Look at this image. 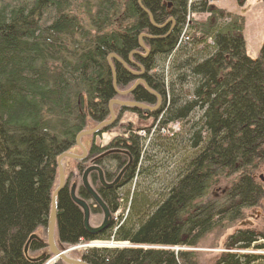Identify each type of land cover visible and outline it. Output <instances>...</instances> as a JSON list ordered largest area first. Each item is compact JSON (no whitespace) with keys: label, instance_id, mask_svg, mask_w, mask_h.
Instances as JSON below:
<instances>
[{"label":"trees","instance_id":"obj_1","mask_svg":"<svg viewBox=\"0 0 264 264\" xmlns=\"http://www.w3.org/2000/svg\"><path fill=\"white\" fill-rule=\"evenodd\" d=\"M197 12L209 15L194 21L189 15ZM187 22L198 35L182 34ZM243 28L241 15L212 0H0V264H36L24 246L33 232L46 226L56 158L75 144L88 122L108 116V101L116 95L109 53L131 69L143 67V80L161 97L157 109H144L150 124L156 123L154 138L166 140L168 135L160 131L179 122L182 131L172 132L170 142L180 134L183 140L177 143L191 157L168 191L152 200L127 195L130 208L124 221L96 235L85 229L82 210L66 184L58 194V240L74 244L114 238L140 245L90 249L83 254L89 264H197L194 251L163 247L197 245L217 222L233 221L242 207L258 204L264 193V183H256L251 174L264 161V41L251 58ZM141 33L154 36L142 38L148 48L145 56ZM132 50L140 53L129 58ZM111 60L116 87L132 83L136 76ZM128 94L137 101L156 102L142 84ZM148 131L143 136L130 131L107 145H92L94 152L120 146L133 161L112 187L101 185L95 172L91 175L112 212L119 206V186L143 173V168L136 170L150 157L142 150L151 138ZM126 161L123 153L99 161L105 179H113L109 168L119 169ZM222 176H232L230 187L218 199L203 200ZM77 191L91 200L92 210L97 208L83 185ZM258 236L251 229L236 230L226 240L230 248L213 264H258L264 255L232 250L251 247ZM254 246L264 248V242ZM42 247L36 239L29 243L31 250Z\"/></svg>","mask_w":264,"mask_h":264},{"label":"rangeland","instance_id":"obj_2","mask_svg":"<svg viewBox=\"0 0 264 264\" xmlns=\"http://www.w3.org/2000/svg\"><path fill=\"white\" fill-rule=\"evenodd\" d=\"M212 3L219 8H222L236 15H241L244 18L243 39H244L245 51L247 55L250 56L251 58H256L264 41V1L263 0H213ZM208 15L209 13L197 12V13H190L189 16L194 21H203L207 18ZM190 23H192V21ZM189 27L190 24L187 22L182 30V34L186 30L184 34L185 37H188V35H190L191 33L196 35L199 34L198 32H195V30H192ZM187 33L188 35H186ZM182 43L184 42H181V44ZM199 45L200 46L198 47L202 46V44ZM132 69L138 70L135 68ZM135 79H133V81ZM130 84L131 83H129L124 87H120L119 89L126 90ZM131 97L132 96L129 95L128 93L126 94L123 93L122 95L116 94L114 96V98L119 100H128ZM117 108H118L117 106H114L115 113L118 115L119 113L117 111ZM133 109L134 108L124 109L125 110L123 111L124 113L118 116V118L114 121V123L109 126V129L107 131H104L101 134L85 136L82 138L83 143L86 145L88 149L91 143L96 144L98 146H104L109 144L114 138V136L124 137L130 131L143 136V135H147V129L149 130L148 132L151 138L149 140H146V143H144V145L142 146V150L144 157L145 156H150V157H148L147 160L142 159L141 164L140 162L138 163L136 172L139 169L143 168V173L138 174V176H136L137 173L135 172L136 174L134 175L132 181L126 182L125 184L119 186L118 188L119 206L114 212L111 211L112 226H114V223L121 224V222L124 221L129 211L130 199L126 203L124 197L128 195L129 198L134 194H138V197L139 195L140 196L142 195V197L145 198L148 197L149 200H152L155 198V194H159L164 190L165 192L168 191L170 187V185H168L169 182L173 180L174 176L177 174V171L183 168L184 161H186L191 157L188 154L187 150H185L186 147H183L181 143H177V141L181 140L182 138L180 134L177 136V138L174 137V139L172 140L174 141V144L170 142L172 137V135L170 134L172 132H177L179 131V129L180 131H182L183 126L181 128L179 122L176 121L170 122L164 130L161 129L162 130L160 131L161 135L163 136L168 135L166 140L155 139L154 137L156 135V128H155L156 123L150 124L152 119L150 118L149 113L145 112L144 110H141V112L137 113ZM184 121L188 122V120H184ZM94 124L95 122H93L91 126ZM144 129H146V131H144ZM161 141H167L168 144L161 145L164 144ZM71 151L75 153L81 152L77 146L71 147ZM132 163L133 161L130 162V164ZM63 164L68 176L67 184L70 185L71 183H73L72 172H76L77 169H80L82 163L80 164V162H77L76 160L71 158H65ZM130 164L128 165V167L130 166ZM108 165H110V163H108ZM103 166L105 169L106 167L104 163ZM82 168L84 169V167ZM113 169L114 168H109V171L111 173L110 175L113 174V178H114L117 175L118 171L120 173L121 168L119 169L117 168L115 170ZM155 172L156 174L154 175L153 178H151ZM81 174L82 171L81 172L79 171V176L77 177V180H80ZM251 174H253L256 183H258L259 185L263 184L264 161L258 162L256 168L253 171H251ZM231 177L232 176H227V177L222 176V178H218L215 182H213L209 186L207 190V195L205 198H203V200L207 198L218 199L222 195V193L230 187L231 181L229 180H231ZM90 179L92 180V178L89 177V180ZM119 182L120 180L117 182V184ZM96 185L97 184H94V186ZM88 202L91 203V200L88 199ZM94 208L95 210H91L90 212V223L92 225H98L103 219V212L101 208L98 206L97 208L96 207ZM240 211H241L240 216L235 218L233 221H230L228 219H223L222 221L217 222L214 225V227H212V229L203 236V238L198 242L197 245L188 246L184 244H179V245H171V246L168 245V246H164L163 248H170L174 251L192 250L196 254L197 264H213L221 252H224L225 250H227V248H230L226 246L225 243L227 238L232 233L236 232V230L239 229H251L254 230L256 233H258L259 235L257 240L254 242V244L248 248L232 247V250L237 252L264 255V248H258L254 246L264 242V237L262 236L264 234V193L263 196L259 199L258 204L250 207H242ZM111 229L114 230V228ZM36 233L40 236L39 238L42 241L45 242V240H47L46 226L39 227L36 230ZM126 241L123 243L124 244L126 243L127 245H131L134 247L140 246L138 244H133L130 241L127 242ZM86 243L89 244L90 241L87 242L86 240H83L78 242V244L80 245L84 244V246L87 247H79L78 244L76 243L69 244L66 246L64 243H61L62 244L61 246L66 250H71V251H67V254H69L70 252L69 256H72L74 258H80L82 254H84L86 251L90 249L101 247V246L90 247ZM143 247H150V245H144ZM155 247H161V246H155ZM107 248H119V247H117V245L115 246L110 244L107 246ZM42 253L46 254V257L39 264H66L63 260L61 261L59 258H56V256H53V254L49 251L47 246L38 248L36 250L29 249L27 254L29 256H35ZM258 264H264V258L260 259Z\"/></svg>","mask_w":264,"mask_h":264},{"label":"water","instance_id":"obj_3","mask_svg":"<svg viewBox=\"0 0 264 264\" xmlns=\"http://www.w3.org/2000/svg\"><path fill=\"white\" fill-rule=\"evenodd\" d=\"M150 19H151V23L154 24L153 19H152V15L148 12ZM172 20V18H169L167 21ZM166 21V22H167ZM162 25H158V26H163ZM143 37H154L153 35H149L146 33H141L139 35V44L140 47L144 50V54H142L143 56L146 55V53L148 52V48L143 44L142 38ZM135 53H140L138 50H132L129 53V58L132 54ZM111 58L116 59L118 62L122 63L124 66H126V63L120 58L118 57L115 53H109L107 56V61H108V65L110 66L111 70H112V78H113V87L116 93L119 94H123V93H129L131 92L139 83H142L146 90L155 95L157 100L156 103L154 105H148L144 102L141 101H135V100H119V99H115L112 98L108 101V110H109V117L107 119H104L98 123H96L94 126L92 127H88V128H84L81 131H79L75 137V143L81 148L82 153L81 154H75L71 151H64L61 152L57 158H56V164H57V178L55 181V184L52 187V191H51V197H50V209H49V214H48V218H47V223H46V237H47V245H48V249L49 251L53 254V255H57L61 260H63L66 264H88L87 262L83 261L82 259H77V258H73L71 256H69V254H67L64 251V248H62V244L61 242L56 239L57 237V229H56V213H57V206H58V194L60 192V190L63 189V187L66 185V172L65 169L63 167L62 164V160L65 157H71V158H77V159H82L85 157L86 155V149L85 147L82 145L81 143V137L85 136V135H89V134H95L99 131H101V129H103L106 126H109L113 123L114 119H115V113L113 110L112 105L113 104H119L121 107H140L143 109H148V110H155L158 108V106L161 103V97L160 95L155 92L153 89H151L146 82L142 79V78H137L134 83L128 87L126 90H119L116 87V73L114 70V65L113 62L111 60ZM139 67V71H133L131 69H128L133 75H142L143 74V67L140 64H137ZM129 165V162L123 167V169L121 170V172L123 170H125L127 168V166ZM92 170H96L98 171V175H99V180L101 182V184L105 187H112L114 186L119 179V175L113 179L110 182H107L103 176V172L102 169L97 165V164H92L90 166H88L87 168L84 169L83 173H82V184L85 187L86 191L89 193V195L92 197V199L97 203V205H99L101 207V209L103 210V220L102 222L98 225V226H92L89 222V215H90V211H89V207L87 205V203L85 202L84 199L78 197L75 193V184L71 185L70 188V196L72 198V200L79 205L82 210H83V225L85 227V229L89 232V233H98L102 230H104L105 228H107L110 224H111V213L109 210V207L107 206V204L103 201V199L100 197V195L97 193V191L90 185L89 181H88V174L90 171ZM120 172V173H121ZM33 238H38L36 233H32L25 246H24V252H27V248H28V244L30 242L31 239ZM43 257H45V255H40L34 258H30L32 261H39L41 259H43Z\"/></svg>","mask_w":264,"mask_h":264},{"label":"flooded vegetation","instance_id":"obj_4","mask_svg":"<svg viewBox=\"0 0 264 264\" xmlns=\"http://www.w3.org/2000/svg\"><path fill=\"white\" fill-rule=\"evenodd\" d=\"M139 77H142V76H139ZM143 79V78H142ZM128 100H135L133 97H131L130 99H128ZM137 101V100H136ZM141 102H144V101H141ZM145 103H147V102H145ZM147 104H151V103H147ZM117 106V105H116ZM118 108H117V111H118V116H120L122 113H124L123 111H125L124 110V107H119V106H117ZM127 109V108H126ZM118 118V117H117ZM101 134V133H100ZM92 145H93V143H91L90 145H89V147H88V150H87V154H86V156L83 158V159H74V160H76L77 162H80V164L82 163V165H81V167H80V169H77V171L76 172H78V173H76V172H72V181L77 185V187H80L82 184H81V178H80V180H77V177L79 176V171L81 172H83V170L87 167V166H89L91 163H97L100 167H101V169L103 170V168H102V166H101V164L99 163V161H101L105 156H107V155H109V154H111V153H122V152H125V149L124 148H122V147H120V146H117V145H114V144H112L111 146H109V147H107L106 149H104V150H102V151H100V152H98V151H92ZM107 150H109L108 152H107ZM123 154H125V153H123ZM100 155V157L99 158H97V156H99ZM82 167H84V169L82 168ZM123 168V166L121 167V169ZM120 169V170H121ZM96 173L97 174V172L98 171H96V170H94V171H92V172H90L89 173V175H88V178L90 177L91 178V175H92V173ZM104 172V171H103ZM125 172V171H124ZM124 172L122 173V175H121V177L123 176V174H124ZM82 175V174H81ZM98 177V176H97ZM121 177H120V179H121Z\"/></svg>","mask_w":264,"mask_h":264},{"label":"bare ground","instance_id":"obj_5","mask_svg":"<svg viewBox=\"0 0 264 264\" xmlns=\"http://www.w3.org/2000/svg\"><path fill=\"white\" fill-rule=\"evenodd\" d=\"M124 61V60H123ZM125 62V61H124ZM126 63V66H124L122 63V65L126 68V69H131V67L129 66V64L127 63V62H125ZM115 70V69H114ZM110 244H112V243H109V242H107V241H97V242H94V243H92V245H98V246H102V245H105V246H108V245H110Z\"/></svg>","mask_w":264,"mask_h":264}]
</instances>
